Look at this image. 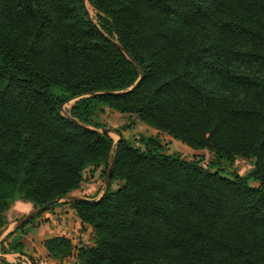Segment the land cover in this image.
Returning a JSON list of instances; mask_svg holds the SVG:
<instances>
[{"label":"trees","instance_id":"1","mask_svg":"<svg viewBox=\"0 0 264 264\" xmlns=\"http://www.w3.org/2000/svg\"><path fill=\"white\" fill-rule=\"evenodd\" d=\"M103 107L253 168L226 176L156 135L114 145ZM99 165V197L42 211L68 202L92 231L88 245L46 238L51 258L264 264V0H0V228L14 200L65 198ZM20 239L2 252L23 253Z\"/></svg>","mask_w":264,"mask_h":264},{"label":"rangeland","instance_id":"2","mask_svg":"<svg viewBox=\"0 0 264 264\" xmlns=\"http://www.w3.org/2000/svg\"><path fill=\"white\" fill-rule=\"evenodd\" d=\"M89 15L93 20H96V10L87 3ZM73 103V99L68 100L62 106L63 110H68ZM99 122L104 124V127L108 128V134L113 139L114 145L117 143L120 136L130 140L134 145L143 148V145L139 142V138L142 135H156L162 145V150L166 153H178L182 158L187 160L196 159L200 163L211 170L218 169L222 174L230 176L232 173H238L240 175H247L251 172L254 165V158L235 156L233 160H216L212 151L206 148L193 149L182 143L178 139L172 138L168 133L164 131H158L153 127L146 125L144 122L137 119L134 115L127 113H119L108 107H103L102 110L97 112V118ZM107 175L103 165L88 166L84 170V180L75 191L70 192L61 201L71 200L75 196L90 195L92 197L103 193L108 185ZM251 185H257V181L253 178L249 179ZM117 182H113L110 187L115 188ZM60 201V202H61ZM11 206V205H10ZM58 206V205H57ZM10 208V207H9ZM8 208V209H9ZM33 208L31 211L35 210ZM29 213V212H28ZM24 215L20 216V218ZM71 238L75 245L91 244L92 243V231L89 225H79L77 231L72 233ZM73 263V259L70 261Z\"/></svg>","mask_w":264,"mask_h":264},{"label":"crops","instance_id":"3","mask_svg":"<svg viewBox=\"0 0 264 264\" xmlns=\"http://www.w3.org/2000/svg\"><path fill=\"white\" fill-rule=\"evenodd\" d=\"M73 191L71 192L73 193ZM101 194L94 197L97 198ZM75 197L92 196L82 195ZM32 209L33 206L29 201L16 199L6 211L7 222L0 228V264H3L2 260L8 263L20 264H70L72 259L74 264H78L74 254L61 260L51 258L48 256L43 242L46 238L63 235L71 239L74 244L71 238L72 233L77 231L79 225L87 224L80 221L68 202H64L54 206L51 210H46L35 216L32 222L26 225L25 232L16 231V228L20 225L21 218L19 219V217L25 216ZM16 235H21L20 240L24 245L23 253L14 251L2 252L1 244L7 247V243Z\"/></svg>","mask_w":264,"mask_h":264},{"label":"water","instance_id":"4","mask_svg":"<svg viewBox=\"0 0 264 264\" xmlns=\"http://www.w3.org/2000/svg\"><path fill=\"white\" fill-rule=\"evenodd\" d=\"M101 131H102L103 133H108V128H106V127H102V128H101ZM110 172H111V170L108 169V172H107V179H106L107 181L109 180ZM79 198H80V199H81V198L85 199V197H73V199H79ZM59 201H61V199H60V198H56V199H54V200H52V201H50V202H48V203H46V204H44V205L38 207V208H36L35 210L29 212L28 214H26L24 217H22V218L20 219V224L26 222L28 219H30V218H31L32 216H34L35 214H38V213L42 212V211L45 210L48 206H50V205H52V204H55V203H57V202H59Z\"/></svg>","mask_w":264,"mask_h":264}]
</instances>
